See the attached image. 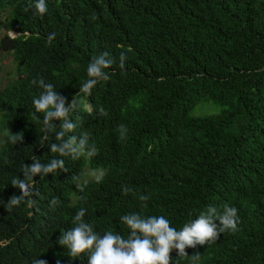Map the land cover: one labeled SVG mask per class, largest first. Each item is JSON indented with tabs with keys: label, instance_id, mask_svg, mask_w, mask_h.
Instances as JSON below:
<instances>
[{
	"label": "trees",
	"instance_id": "trees-1",
	"mask_svg": "<svg viewBox=\"0 0 264 264\" xmlns=\"http://www.w3.org/2000/svg\"><path fill=\"white\" fill-rule=\"evenodd\" d=\"M28 2L0 0V32L32 34L0 41V52H10L17 65L15 79L0 80V102L12 111L14 132L5 143L18 151L12 162L0 156V240L36 241L47 219L65 220L40 248L42 260L57 264L49 259L62 256L58 237L73 226L80 208L101 236L112 231L126 238L130 230L120 219L125 214L163 215L180 230L208 207L222 211L228 204L238 209V231L186 248L187 257L173 250L170 264H193L197 253L195 264H264V0H82L85 20L95 24L84 34L73 22L53 27L51 43L45 31L29 27ZM104 52L114 61L106 70L110 80L98 83L91 96L77 97L92 57ZM121 52L127 57L123 70ZM39 79L69 103L80 99L70 113L76 128L65 139L88 133L97 155L73 160L50 151L59 143L60 121L47 131L43 113L33 107L43 91L32 83ZM203 103L218 112L195 117L192 112ZM101 106L107 116L99 115ZM121 124L128 130L124 139ZM12 134L23 141L10 143ZM33 159H63L67 171L35 176L32 195L9 209L10 197L22 194L11 181L23 179V166ZM141 168L150 181L147 189L137 176ZM99 169L105 176L97 183L90 173ZM84 180L89 183L81 193L76 184ZM125 186L132 191L124 194ZM72 194L76 202L66 217ZM139 195H150L147 207ZM27 263L16 242L0 252V264Z\"/></svg>",
	"mask_w": 264,
	"mask_h": 264
},
{
	"label": "clouds",
	"instance_id": "clouds-1",
	"mask_svg": "<svg viewBox=\"0 0 264 264\" xmlns=\"http://www.w3.org/2000/svg\"><path fill=\"white\" fill-rule=\"evenodd\" d=\"M82 0H29L26 7H24V15L27 18L29 27L34 28L37 32L42 34H49L47 39L51 43L55 39L56 33L51 32L58 26L66 27L68 22L75 23L77 30L87 33L91 28L93 20H85L86 15L83 12ZM89 17H94L90 13ZM98 19V18H96ZM95 24V23H94ZM45 31V32H44ZM37 32L35 36H37ZM13 33V36L11 35ZM16 35V36H15ZM32 34L30 32H19L16 30H5L0 32V41L4 37L9 39L22 38L26 40ZM120 46V45H119ZM10 63L15 66L13 74L3 70L0 73L1 81L13 80L16 77L17 65L12 61L10 52H0V61L2 69L3 65ZM126 54L121 52L120 68L124 69L126 61ZM114 61L110 58L109 53L104 52L99 56H93L87 66V75L89 79L80 86V93L87 98L91 96L92 90L101 81L110 80V74L106 71L113 65ZM33 84H39L43 89L38 98L33 99V107L37 113H43L42 123L47 131L55 129L57 126L54 121H60V131L55 133L56 140L59 143H52L50 151L58 153L61 157L71 156L73 160H77L82 156L88 158L94 157L98 153L95 143L89 144L88 133H83L81 136H70L65 139L66 133L74 132L76 125L70 120V113L77 111L80 107V99L73 98L69 103L66 98L62 97L54 90L52 84L45 83L43 79L33 80ZM99 115L107 116L108 113L101 106L99 108ZM12 111L2 105L0 102V156L2 158H10V162L14 161L18 151L15 152L8 143H5L6 134L14 132L9 123L11 121ZM120 138L126 137L127 128L123 124L118 126ZM47 138V137H45ZM22 142L23 137L20 134L11 135L9 142L16 144ZM9 162V163H10ZM8 163V164H9ZM6 164V165H8ZM4 165V164H3ZM67 171L65 168V161L63 159H52L47 164H42L36 159H33L31 165L23 166V179H13L11 184L13 187L21 191L20 196L13 195L7 202L8 208L11 209L21 204L25 198L33 193V185L30 181L37 175L44 179L48 174H53L57 170ZM100 170V169H99ZM94 177L95 182L99 183L105 176V172L100 170L98 173L93 171L90 173ZM137 176L143 182L142 189L150 187V181L147 172L144 168L139 169ZM87 176L85 179H88ZM89 181L84 180L77 182V191L83 193ZM124 194H128L132 190L128 187H123ZM76 192V191H75ZM85 200L84 196L80 197ZM138 199L144 202V207H147V201L150 195H139ZM76 202L73 194L70 198L69 206L66 207L67 217L68 210ZM29 203H35L30 201ZM52 205L57 203L56 198L50 202ZM86 214L85 208H80L73 217V226H68L59 235L57 240L58 247L63 251L59 258H51L49 260H57V264H82L87 257L88 264H170V253L176 250L178 257H187L186 248H195L197 245H207L215 243L220 234L225 232L235 233L238 231V209L236 207L223 205L222 211L216 207H208L205 212H201L199 216L183 225L180 230L170 226V221L165 216L151 215L145 216L141 213H130L121 216V221L130 230L127 237H123L119 233L112 231L105 232L102 236L94 231V226L84 220ZM60 218L47 219L42 229L41 236L29 239L23 237L16 240L11 239L0 240V252L9 250V248L16 242L18 255L26 258L27 264H47L45 260L41 259V251L45 240L51 239V235L63 222ZM219 223H216V222ZM29 234V232H28ZM34 258L33 260H31ZM200 255L194 254L193 264L198 261ZM31 260V261H30ZM30 261V262H29Z\"/></svg>",
	"mask_w": 264,
	"mask_h": 264
},
{
	"label": "rangeland",
	"instance_id": "rangeland-1",
	"mask_svg": "<svg viewBox=\"0 0 264 264\" xmlns=\"http://www.w3.org/2000/svg\"><path fill=\"white\" fill-rule=\"evenodd\" d=\"M11 35L13 36V33H11ZM0 66H1V61H0ZM3 70H5L10 74H13V71L15 70V66L10 63V58H9V63L7 65H3L2 69L0 68V73ZM217 112H218V108H216L212 103H203L197 106V109H195L192 112V114L195 117H205V116H211Z\"/></svg>",
	"mask_w": 264,
	"mask_h": 264
}]
</instances>
